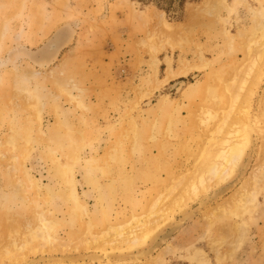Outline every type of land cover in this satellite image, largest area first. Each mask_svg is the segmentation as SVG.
I'll list each match as a JSON object with an SVG mask.
<instances>
[{"label":"rangeland","instance_id":"rangeland-1","mask_svg":"<svg viewBox=\"0 0 264 264\" xmlns=\"http://www.w3.org/2000/svg\"><path fill=\"white\" fill-rule=\"evenodd\" d=\"M180 1L0 0V264L24 252L21 245L39 243L29 235L41 209L56 212V219L49 217L57 224L55 240L76 243L91 232L98 238L109 226L133 221L123 231L127 238L138 224L133 219L168 197L176 174L193 170L197 145L216 135L230 106L224 87L244 64V41L260 34L255 23L264 0ZM62 32L68 38L53 54L47 45ZM204 61L205 67L159 84L169 65L178 71ZM256 131L248 130L254 143L245 175L239 164L240 177L222 187L224 196L174 231L153 258L135 264H156V257H163L157 264H264V171L249 212L226 209L204 224L213 207L223 205L258 166L264 168ZM53 158L72 166L83 210L73 207ZM44 190H51L48 200ZM203 198L185 210L196 209ZM181 216L174 211L169 225L149 238ZM128 240V250L145 247Z\"/></svg>","mask_w":264,"mask_h":264},{"label":"bare ground","instance_id":"bare-ground-1","mask_svg":"<svg viewBox=\"0 0 264 264\" xmlns=\"http://www.w3.org/2000/svg\"><path fill=\"white\" fill-rule=\"evenodd\" d=\"M206 1L210 2L211 0ZM259 13L261 21L255 23V28L260 34H249L248 40H246V42L244 41V46L247 51L246 59L243 62L244 64L236 69L235 77L229 85H225L224 87L223 95L225 99L229 100L230 106L221 116L222 120L219 123L220 126L217 128L218 130L215 131L216 135L207 137L208 139L204 144L200 143L197 145V150L194 151L196 154V160L193 170L191 172L188 170V174H180L181 176L179 177L176 174L175 181L172 179L173 185L168 192L169 195L166 194L168 197L165 198L166 196L164 197L162 195L161 197L163 198L160 197L154 201L155 203L152 205L151 210L147 212L148 215L133 219L138 223L134 226V229L136 230L132 228V230L127 233V238L126 235L123 234V231H125L126 228L130 229L133 224L132 221L127 224V226H109L98 238H93L94 235L91 236V232L87 235L85 234L86 237H83L81 240L79 239L80 241L78 240L76 243L65 239L64 241L63 239L55 240L54 229L57 224L54 223L55 221L51 218L54 216L56 219L57 215L54 214L55 211L51 214L49 209L47 212L49 215H46V210L41 209L39 210L40 212L36 213L39 218V224L37 227L35 226L36 229L30 230L32 233L31 236L29 235L32 239L36 238L35 241H39L38 238L41 240L39 243L36 242L35 246L34 244L33 246H29L28 249L26 248V245L24 246L22 243L21 250H26L20 255L18 254L14 256L11 260L9 259L11 262L10 264H135L137 261L141 262V259L153 258V253L158 250L160 252V248L164 242H169L174 231L188 221L194 220L199 211L202 209L204 210V208H211L212 202H217L222 195L224 196L225 192L222 187L227 185V183L236 184L239 177L245 175V171L248 168L250 161V156L247 154L248 146L254 143L249 139L248 130H257L256 133L258 135L260 134L258 137L262 138L260 142V150H264V89L262 88V84H264V7ZM195 17L196 14L192 13L190 18L192 20V18L194 19ZM163 24L171 36V26L167 24V22H164ZM65 35V32L57 34L56 37L48 43V50L52 51L53 54H56L61 45L66 42L68 38H66L67 35ZM229 39H231L228 42L229 44H226H228V47L230 46V51H233V39ZM171 45L174 47L173 44ZM204 62L205 63L201 64V66H183L178 71L173 70L171 65H169L166 75L159 84L162 85L168 83L175 77H185L191 70L205 67L208 61ZM207 87L208 86L205 88ZM257 96L261 97L258 111L252 114ZM237 104L242 107L240 108L238 106V109ZM237 117H239V122L236 120L234 122L237 123H233L232 119L235 120ZM219 135L222 136L218 137ZM239 164L241 170L240 176L238 171ZM52 165L53 168H55V173L60 174L61 177L64 176L63 180L67 183V186L70 187V192L67 196L70 198L73 207L76 208V211L81 208L83 210L84 206L79 202L77 197L76 185L72 175V166H66L58 161L57 158H53ZM263 171V165L258 166L255 169V172H253L247 180L245 179V182L232 193L230 198L223 203V205L219 204L211 209L212 212L204 220V224L208 225L212 220L211 217L214 216L215 218L218 215L223 214V212L226 213V209L229 211L231 210L230 212L232 213H237L239 208H243V212H249L256 203L258 197V178L260 172ZM25 175L27 180L33 181L34 188L38 190L40 184L38 185L37 181L34 180L35 178L33 179L28 173H25ZM234 184L229 186L230 189ZM213 186L218 187L215 188L212 193H208V195L207 192H209L210 188ZM39 188L42 189L41 187ZM50 191L51 190H44V193L48 194L46 200L51 196L49 195ZM222 192L224 193L222 194ZM201 195L204 197L203 201H199L200 205L196 209L190 208L189 210H185L190 202L198 201V198ZM43 202L45 203L44 200ZM169 204L170 207H168ZM32 206L35 207V205ZM37 206L35 208H37ZM174 211H181L182 216L178 220H174L168 228L166 227L167 229L162 230L159 234L150 239L149 237L155 233V231L165 225H169V221L172 219ZM50 216L51 218L49 219ZM214 218L213 220L216 219ZM109 220L110 219L108 218L107 221ZM206 220L208 222H206ZM210 223H212V221ZM90 226H92V224ZM128 239H131L133 244L137 243L140 244L141 247H145L139 248L138 251L128 250L132 246H129L128 248L123 247L130 244ZM28 240H30V238ZM28 240L27 242L25 240L24 243L30 244ZM147 240H149V243L146 247ZM92 244L98 246H91ZM92 247L94 250L90 252L89 250ZM97 249H103L104 252H99ZM166 250L172 251L173 247L168 244ZM37 253H40L41 256L39 255L40 257H36ZM32 255L34 256L32 257ZM157 255L161 256V253ZM154 259V262L157 264L163 260V257H156Z\"/></svg>","mask_w":264,"mask_h":264},{"label":"trees","instance_id":"trees-1","mask_svg":"<svg viewBox=\"0 0 264 264\" xmlns=\"http://www.w3.org/2000/svg\"><path fill=\"white\" fill-rule=\"evenodd\" d=\"M185 3V0H181L180 4L183 5Z\"/></svg>","mask_w":264,"mask_h":264},{"label":"crops","instance_id":"crops-1","mask_svg":"<svg viewBox=\"0 0 264 264\" xmlns=\"http://www.w3.org/2000/svg\"><path fill=\"white\" fill-rule=\"evenodd\" d=\"M193 19V18H192Z\"/></svg>","mask_w":264,"mask_h":264}]
</instances>
